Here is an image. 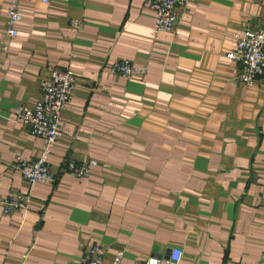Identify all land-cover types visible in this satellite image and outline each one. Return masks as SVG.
Listing matches in <instances>:
<instances>
[{"label": "crops", "instance_id": "1", "mask_svg": "<svg viewBox=\"0 0 264 264\" xmlns=\"http://www.w3.org/2000/svg\"><path fill=\"white\" fill-rule=\"evenodd\" d=\"M9 0H0V44ZM173 30L153 32L144 0H24L0 53V264H79L101 243L105 263L264 264V74L247 83L228 52L234 32L264 26V0H192ZM146 64L144 75L112 64ZM71 68L72 96L23 215L2 201L27 192L16 168L44 138L17 118L48 68ZM96 159L87 175L70 160Z\"/></svg>", "mask_w": 264, "mask_h": 264}, {"label": "built area", "instance_id": "2", "mask_svg": "<svg viewBox=\"0 0 264 264\" xmlns=\"http://www.w3.org/2000/svg\"><path fill=\"white\" fill-rule=\"evenodd\" d=\"M49 2L50 0H42ZM155 13L153 32L160 30L171 31L175 27L180 12L178 6L186 7L192 0H144ZM24 0H9L8 20L5 27L7 40L1 41V51L8 49V39L18 34V24L23 17ZM235 46L228 55L238 61L240 66L237 75L243 81L250 83L258 75L264 74V26L245 28L241 32H234ZM111 69L114 73L127 77L144 75L148 70L146 64H135L130 59L116 60ZM75 82V73L71 68L50 67L40 81V91L33 103H20L15 112L18 119L26 125L31 133L44 138V147L38 157L28 159L20 157L16 168L21 172L28 185L25 193H12L2 201L5 213L15 210L23 215L29 208L30 197L38 183H53L56 172L50 162V154L61 131V112L72 96ZM96 159L76 161L70 160L68 170L76 175H87L91 164ZM106 248L101 243H93L86 247L79 264H107L104 262ZM123 250L115 253L108 264H119ZM184 255L181 247H174L169 255L168 264H180ZM143 264H160L157 256H149Z\"/></svg>", "mask_w": 264, "mask_h": 264}]
</instances>
